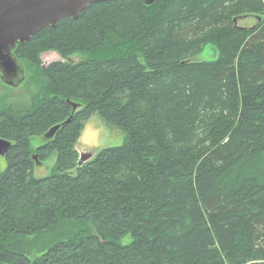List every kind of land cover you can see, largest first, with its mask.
Here are the masks:
<instances>
[{"label": "trees", "instance_id": "16d2710c", "mask_svg": "<svg viewBox=\"0 0 264 264\" xmlns=\"http://www.w3.org/2000/svg\"><path fill=\"white\" fill-rule=\"evenodd\" d=\"M263 14L264 0H107L16 43L49 92L0 107V264H264ZM208 43L217 57L195 60ZM47 50L64 61L43 66ZM94 112L125 137L78 165ZM53 151L35 177L33 154Z\"/></svg>", "mask_w": 264, "mask_h": 264}, {"label": "water", "instance_id": "95a60500", "mask_svg": "<svg viewBox=\"0 0 264 264\" xmlns=\"http://www.w3.org/2000/svg\"><path fill=\"white\" fill-rule=\"evenodd\" d=\"M99 1L107 0H0V79L6 84L17 85L24 78L23 65L12 53L16 43L27 41L39 30L46 26L53 27L65 17L76 18L88 4ZM143 1L151 4L155 0ZM250 16L257 17L249 14L235 17L234 20ZM66 102L71 105L72 111L77 108V103L70 100ZM69 120L70 117L50 127L44 133V138H50L60 124ZM9 146L10 141L0 137V155L3 156ZM95 153L91 150L79 152L78 165L89 160ZM33 159L37 164L36 154Z\"/></svg>", "mask_w": 264, "mask_h": 264}, {"label": "rangeland", "instance_id": "374dc122", "mask_svg": "<svg viewBox=\"0 0 264 264\" xmlns=\"http://www.w3.org/2000/svg\"><path fill=\"white\" fill-rule=\"evenodd\" d=\"M255 23H257L256 20L251 17L238 18L235 20V25L239 26H251ZM217 54L218 52L216 46L214 44L208 43L203 48L202 52L196 55L194 59L213 60L217 57ZM79 58V53H71L68 55V57L65 58V61L74 63L77 62ZM40 59L43 65H47L50 62L56 60L64 61V58L60 57L58 52L54 50H47L42 52L40 55ZM22 62L24 64V78L17 85L6 84L0 79V107L23 102L24 98L27 97L29 92L33 95H43L49 92L46 77H44L38 71V69H36L26 60L22 59ZM25 65L27 66L25 67ZM38 98L41 97L38 96ZM44 133L41 135H32L29 137V145L33 151H35L37 147L42 145L46 141V139H48L44 138ZM124 137L125 131L123 129L107 124L96 112H94L87 120H85L75 148L78 154L81 151L90 150L95 153L101 148L121 144L124 140ZM56 153V151L51 152L46 156V158L40 160V163L35 164L33 168V175L35 177L46 176L51 173L56 161ZM261 154L264 159V151ZM5 165L6 163L4 157L0 155V170H3L5 168ZM31 238L32 237H30L29 239ZM126 240L128 241L129 238L127 237Z\"/></svg>", "mask_w": 264, "mask_h": 264}]
</instances>
